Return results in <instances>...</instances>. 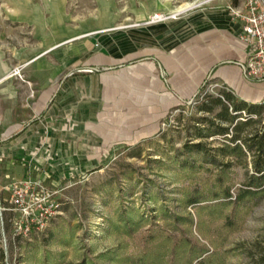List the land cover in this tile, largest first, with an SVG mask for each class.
<instances>
[{
	"label": "rangeland",
	"instance_id": "374dc122",
	"mask_svg": "<svg viewBox=\"0 0 264 264\" xmlns=\"http://www.w3.org/2000/svg\"><path fill=\"white\" fill-rule=\"evenodd\" d=\"M239 1L0 0V125L6 114L25 119L37 79L57 71L70 48L85 50L93 32L131 38L159 26L147 24L156 13L168 22ZM185 3L192 9L172 13ZM224 92L204 87L199 106L172 110L155 138L115 149L85 173L54 179L42 166L26 168L24 177L42 180L61 210L28 239H12L7 216L0 264H264V184L257 187L255 170L264 165V108L240 111L230 124L221 114L235 115L239 102ZM218 95L222 105L200 110ZM220 129L228 134L208 135ZM5 166L0 157L1 178Z\"/></svg>",
	"mask_w": 264,
	"mask_h": 264
},
{
	"label": "crops",
	"instance_id": "0c3cea01",
	"mask_svg": "<svg viewBox=\"0 0 264 264\" xmlns=\"http://www.w3.org/2000/svg\"><path fill=\"white\" fill-rule=\"evenodd\" d=\"M171 19L131 38L93 32L85 50L70 48L51 75L39 77L40 68L34 69L39 87L25 119L10 121L6 114L0 125L2 187L10 176L23 178L28 165L59 179L103 164L115 149L155 138L170 112L205 82H220L247 105L264 99V81L243 77L247 47L225 9Z\"/></svg>",
	"mask_w": 264,
	"mask_h": 264
},
{
	"label": "built area",
	"instance_id": "2783aa9c",
	"mask_svg": "<svg viewBox=\"0 0 264 264\" xmlns=\"http://www.w3.org/2000/svg\"><path fill=\"white\" fill-rule=\"evenodd\" d=\"M226 11L231 20L241 27L240 40L247 47V57L243 66L246 80H264V0H241L239 3H228ZM168 18L163 14H154L147 24L164 22ZM208 88H220L230 93L229 89L218 82H208ZM219 98L223 99L221 95ZM201 97L191 99L187 104L194 106ZM264 105V102L261 103ZM165 126L164 122L161 127ZM28 167L32 168L28 165ZM30 170V169H28ZM6 189L9 197L3 198ZM55 192L49 191L42 180L23 177L11 182L8 187L0 186V234L9 216L12 239H28L34 232L43 231L48 223L61 210L60 204L53 198Z\"/></svg>",
	"mask_w": 264,
	"mask_h": 264
},
{
	"label": "trees",
	"instance_id": "16d2710c",
	"mask_svg": "<svg viewBox=\"0 0 264 264\" xmlns=\"http://www.w3.org/2000/svg\"><path fill=\"white\" fill-rule=\"evenodd\" d=\"M207 84V82H205L201 88L199 89V91L197 92L196 96L195 97H198L199 94L201 93V91L204 89L205 85ZM225 93V97L227 100H231L233 101L235 98L230 94V93H227V92H224ZM239 103L234 105V112L236 113L235 115H228L227 114V109L225 108V111L222 112L223 114L221 115H225L222 119L226 122H229L230 124H233L234 120L238 117L237 115L239 114L238 112L240 111H246L248 115H251V114H260L261 111H262V107L264 108V105L262 104H254V105H247L246 103L244 102H241V101H238ZM212 106H210L209 108H206L205 106H200V110H204V111H211V109L214 107V106H219V105H222V102L220 100V98H216L213 100L212 102ZM199 106V103L197 104ZM238 113V114H237ZM249 121V119H247L246 121L242 122V123H239V126L238 124L236 123L232 130H234V132L236 133L239 129V127L241 125H246V123ZM215 134H228L227 130L226 129H220L219 132H212L208 135H215ZM235 140H238V136H233L232 138H230V142H234ZM199 147V145H196V148ZM255 170L257 171V173L261 174L260 176H258V178L256 179L257 181H259V183L257 184V187L261 186L264 184V165L263 164H260V163H256L255 165ZM198 259V258H197Z\"/></svg>",
	"mask_w": 264,
	"mask_h": 264
},
{
	"label": "bare ground",
	"instance_id": "6f19581e",
	"mask_svg": "<svg viewBox=\"0 0 264 264\" xmlns=\"http://www.w3.org/2000/svg\"><path fill=\"white\" fill-rule=\"evenodd\" d=\"M191 7H192V4L185 3V4H182V5H180L179 7H177V8L175 9V11L172 12V13H173L174 15H175V14H180V13H183V12H185V11H187V10L192 9Z\"/></svg>",
	"mask_w": 264,
	"mask_h": 264
}]
</instances>
